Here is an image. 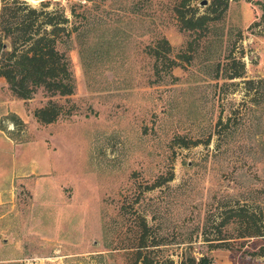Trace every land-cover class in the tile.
Here are the masks:
<instances>
[{
  "label": "rangeland",
  "instance_id": "374dc122",
  "mask_svg": "<svg viewBox=\"0 0 264 264\" xmlns=\"http://www.w3.org/2000/svg\"><path fill=\"white\" fill-rule=\"evenodd\" d=\"M52 1L79 30L58 45L75 87L39 124L45 91L19 99L0 77V264H126L105 230L123 203L174 264H264V0H192L211 18L192 32L183 0ZM161 37L190 61L156 74Z\"/></svg>",
  "mask_w": 264,
  "mask_h": 264
},
{
  "label": "trees",
  "instance_id": "16d2710c",
  "mask_svg": "<svg viewBox=\"0 0 264 264\" xmlns=\"http://www.w3.org/2000/svg\"><path fill=\"white\" fill-rule=\"evenodd\" d=\"M191 1L183 0L175 7L180 27L186 32L203 30L208 20H211L208 14L196 15ZM56 2L40 0L37 6H33L27 0H0V77L5 79L12 95L19 99L31 98L39 88L45 91L49 99L33 113L39 124H50L63 114V105L59 100L70 96L75 87L70 61L58 45L69 38L72 32L79 30L74 24L70 26L62 6L48 9ZM227 2L212 0L209 11L217 5H221L225 11ZM146 53L154 60L156 74L159 73L160 64H167L168 71H171L182 61H190L191 57L189 50L185 49L173 55V47L166 37L148 44ZM239 63V69L227 75L229 79L243 75L244 64ZM70 113L71 110L66 112ZM129 212L133 216L125 219V214ZM116 216L122 219L115 221L114 228L106 227L105 224V230L111 231L112 228L115 232L118 241L111 248L126 252V264H174L172 258L159 256L155 252V248L164 244V239L161 235L152 236L148 233L150 224L145 213L135 209L133 204L123 203ZM256 231L260 230L253 232ZM180 264L214 263L208 254L197 256L190 251Z\"/></svg>",
  "mask_w": 264,
  "mask_h": 264
},
{
  "label": "water",
  "instance_id": "95a60500",
  "mask_svg": "<svg viewBox=\"0 0 264 264\" xmlns=\"http://www.w3.org/2000/svg\"><path fill=\"white\" fill-rule=\"evenodd\" d=\"M207 3V1L206 0H202V2H201V4H206Z\"/></svg>",
  "mask_w": 264,
  "mask_h": 264
}]
</instances>
